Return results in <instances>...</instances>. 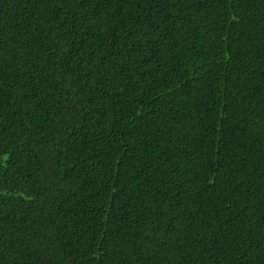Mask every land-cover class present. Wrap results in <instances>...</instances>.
<instances>
[{"label": "trees", "instance_id": "1", "mask_svg": "<svg viewBox=\"0 0 264 264\" xmlns=\"http://www.w3.org/2000/svg\"><path fill=\"white\" fill-rule=\"evenodd\" d=\"M0 264H264V0H0Z\"/></svg>", "mask_w": 264, "mask_h": 264}]
</instances>
